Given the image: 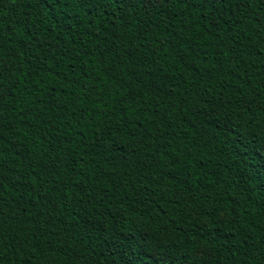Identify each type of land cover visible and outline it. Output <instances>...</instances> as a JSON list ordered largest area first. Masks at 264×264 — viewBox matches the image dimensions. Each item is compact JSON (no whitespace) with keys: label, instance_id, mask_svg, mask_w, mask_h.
<instances>
[{"label":"trees","instance_id":"16d2710c","mask_svg":"<svg viewBox=\"0 0 264 264\" xmlns=\"http://www.w3.org/2000/svg\"><path fill=\"white\" fill-rule=\"evenodd\" d=\"M49 11L0 0V264H264V0Z\"/></svg>","mask_w":264,"mask_h":264},{"label":"snow or ice","instance_id":"6c2138e0","mask_svg":"<svg viewBox=\"0 0 264 264\" xmlns=\"http://www.w3.org/2000/svg\"><path fill=\"white\" fill-rule=\"evenodd\" d=\"M33 2L37 5H42L45 9L50 10L48 12L49 16L55 15L58 11H62L64 8L67 7L69 0H33ZM71 2L83 10L89 11L91 13L92 9L97 8L98 6L109 7L112 6L114 12L120 11L124 12L129 8L139 9L146 15L151 14L154 11L162 8L165 4L170 2L180 4L181 6L193 7L197 8L202 5H213L218 4L223 6L225 3L231 5L235 9L234 16L240 13V10L243 9L249 0H71ZM226 11V9H225ZM107 15V13H106ZM174 18V17H173ZM207 18V17H205ZM223 16H216L214 17L209 23L212 25L213 28L217 27V24L221 22ZM229 19H233V23H239V19L234 17H229ZM261 29L264 31V23L261 24ZM257 39H264V35L258 36ZM183 56H178L177 60H183ZM187 66V65H186ZM43 71V69H41ZM9 69L6 65H0V99H2L3 95L7 93V89L4 88V80L5 77L3 73L8 72ZM52 91L55 92L56 88H52ZM87 91L91 92L92 89L89 88ZM138 94L132 91L127 93L129 99H135ZM124 104H128V100L123 101ZM131 106V105H129ZM116 150L115 147L113 149Z\"/></svg>","mask_w":264,"mask_h":264}]
</instances>
